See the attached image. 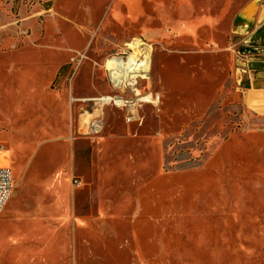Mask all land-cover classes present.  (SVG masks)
I'll list each match as a JSON object with an SVG mask.
<instances>
[{"label":"rangeland","instance_id":"rangeland-1","mask_svg":"<svg viewBox=\"0 0 264 264\" xmlns=\"http://www.w3.org/2000/svg\"><path fill=\"white\" fill-rule=\"evenodd\" d=\"M254 1L0 0V264H264V108L238 57L264 43L234 27ZM134 39L160 102L132 124L109 104L90 136Z\"/></svg>","mask_w":264,"mask_h":264},{"label":"built area","instance_id":"built-area-1","mask_svg":"<svg viewBox=\"0 0 264 264\" xmlns=\"http://www.w3.org/2000/svg\"><path fill=\"white\" fill-rule=\"evenodd\" d=\"M260 50H250L248 53L243 51L238 57L241 60V69L243 70L248 60L257 56H260ZM149 54V55H148ZM153 54V46L150 42L143 39H134L129 43H126L124 49L110 56L104 65L106 76L110 85L117 91L118 97L123 100L124 103L121 106H117L115 100L109 101L106 104L100 105L101 99L90 100L92 109L89 112V120L85 122L87 128V134L90 136H97L103 129L104 123L101 118L104 107L110 104L116 107L123 108L125 110V123L132 124L139 122L140 116L138 113L140 104H152L157 105L160 102V95L153 94L152 91L147 88L145 93L142 92V83L149 81L146 77L141 75L148 61L151 62ZM148 57V58H147ZM151 59V60H150ZM117 61H120L119 63ZM247 73H251L247 70ZM134 75V79L129 77ZM150 95L151 102L144 101L145 97ZM74 102V99L72 98ZM3 148V147H2ZM13 176L10 169L0 168V217L3 209L11 197L13 191Z\"/></svg>","mask_w":264,"mask_h":264},{"label":"crops","instance_id":"crops-1","mask_svg":"<svg viewBox=\"0 0 264 264\" xmlns=\"http://www.w3.org/2000/svg\"><path fill=\"white\" fill-rule=\"evenodd\" d=\"M257 0L249 5H254V13H246L247 7H245L239 14L236 21L237 32L244 33L250 44L261 45L264 43V17L259 18L260 23L255 27L254 14L257 8ZM262 11V8H261ZM260 11V15H261ZM249 69L254 71V79L248 84L249 89L246 94L245 102H247L252 108H264V59L252 58L250 60ZM75 101V100H74ZM84 101V100H83ZM85 122H82L81 126H84Z\"/></svg>","mask_w":264,"mask_h":264},{"label":"bare ground","instance_id":"bare-ground-1","mask_svg":"<svg viewBox=\"0 0 264 264\" xmlns=\"http://www.w3.org/2000/svg\"><path fill=\"white\" fill-rule=\"evenodd\" d=\"M247 13L253 14L254 13V8L251 7L250 9H248L247 10ZM117 62L119 63L120 61H117ZM151 63H152V61L151 62L148 61L147 64H146V66H145V69L143 70V72L140 73L144 77L147 76L146 77L147 79L150 78ZM129 77H131L132 79H134V75H129ZM113 99L115 100V103H116L117 106H121L124 103L123 100H120L118 97L114 98L113 96H105V97H103V99H101V101L99 103H100V105L106 104L109 101H112ZM144 101L147 102V103L151 102L150 95L146 96L145 99H144Z\"/></svg>","mask_w":264,"mask_h":264},{"label":"water","instance_id":"water-1","mask_svg":"<svg viewBox=\"0 0 264 264\" xmlns=\"http://www.w3.org/2000/svg\"><path fill=\"white\" fill-rule=\"evenodd\" d=\"M235 27V26H234ZM235 29V28H234ZM234 32H236L235 30H234Z\"/></svg>","mask_w":264,"mask_h":264}]
</instances>
